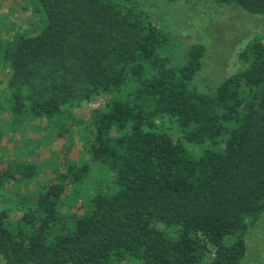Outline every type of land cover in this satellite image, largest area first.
<instances>
[{"label": "trees", "instance_id": "obj_1", "mask_svg": "<svg viewBox=\"0 0 264 264\" xmlns=\"http://www.w3.org/2000/svg\"><path fill=\"white\" fill-rule=\"evenodd\" d=\"M22 1L44 25L0 33L1 97L14 122L44 117L62 156L41 180L29 160L3 161L0 188L36 187L11 199L13 219L0 208V262L239 264L264 212L262 38L203 90L204 45L179 53L146 0ZM210 1L264 15V0ZM83 105L92 112L77 122Z\"/></svg>", "mask_w": 264, "mask_h": 264}, {"label": "rangeland", "instance_id": "obj_2", "mask_svg": "<svg viewBox=\"0 0 264 264\" xmlns=\"http://www.w3.org/2000/svg\"><path fill=\"white\" fill-rule=\"evenodd\" d=\"M146 1L150 2L151 9L159 13L163 23L168 26L179 53L195 42L204 45L201 69L194 79L200 89L213 88L238 68L237 52L251 37L259 35L264 41V15L250 14L236 4L216 5L210 0ZM32 2L0 0V33L12 37L17 32L31 31L34 26H29V21L39 16L41 19L36 27H42L43 12H35ZM6 77L4 61L0 59V167L3 161L29 160L37 165V180H41L50 172L47 159L62 156L63 138L56 135L54 128L47 126L44 117L13 121L8 105L1 97L6 92ZM105 98L101 94L92 101V107H102ZM91 112V106L83 105L75 108L72 116L77 122H86ZM34 187L35 182H16L15 185L5 184L0 188V208L10 209L9 219L20 213L16 206L11 209V199L20 193L27 196L28 202ZM245 242L246 253L239 264H264V212L247 229Z\"/></svg>", "mask_w": 264, "mask_h": 264}]
</instances>
